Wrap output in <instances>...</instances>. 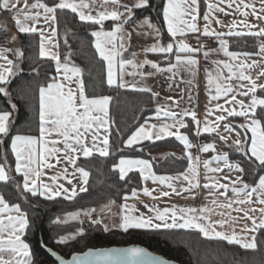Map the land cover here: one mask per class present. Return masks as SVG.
Instances as JSON below:
<instances>
[{"label":"snow or ice","instance_id":"snow-or-ice-1","mask_svg":"<svg viewBox=\"0 0 264 264\" xmlns=\"http://www.w3.org/2000/svg\"><path fill=\"white\" fill-rule=\"evenodd\" d=\"M224 3L225 0H219V3H207V11L202 17L204 20L202 35L216 37L219 41V50L223 51L224 55L231 61L239 62L231 63L226 60L213 62L216 65L215 74L212 71L207 72L209 100L218 101L221 96H224L226 97L225 104L239 105V110L235 107L226 108L220 103H215L213 107L208 108L201 126V121L197 118L195 110L185 109L177 113L168 108L167 105H158L156 108L157 119L162 113L171 122L156 124L145 120L124 141L126 147H132L142 141L175 137L183 143L187 152L194 145L190 142L188 134L180 132V129L188 128L184 120L186 116H190L196 126L195 135L216 133L219 140L226 143L229 136L222 135L218 131L221 123L224 124V131L231 134L235 131V127L226 122L228 117H243L245 123L238 126L245 130L243 139L241 138L242 134L236 132V139L230 147H233L235 151L249 160L254 158L258 162L259 168L264 171V115L257 113L258 106L264 113V98L257 96V89L264 90V84H257L250 74V70L259 67V64L255 60L247 63L252 53L230 51L228 40L225 39V37L242 35H251L256 38L264 37V26H259L248 20L249 15H251L256 17L258 21H264V15H262L264 13V0H260L261 7L259 10L254 3L248 2V0H227V7L232 8L235 5L234 11L243 16L244 19L233 20L230 24L225 25L226 32H218L211 25L213 20L217 24L222 22L216 19L213 13H226V9L221 7V4ZM96 4L97 0H53L51 5L45 0H33L31 3L29 0H0V9L11 13L14 26L19 33L39 34L40 58H50L55 62V75L50 78L51 82L40 86L38 89L39 136L17 134L11 137L10 143L11 152L15 155L14 171L22 177L21 181L14 182L15 187L33 197H42L49 201L57 197H63L69 201L73 200L78 192L87 191L86 185L90 175L84 167L78 166L77 160L80 156L88 158L92 156L93 152L99 153L102 157H107L110 154L108 125L111 97L94 96L90 98L86 95L82 69L74 65L70 66L67 57L61 61L59 52L51 50V48H58V44L53 40L57 34V28L54 25L58 22V10H70L71 13L78 16L80 21L101 26L99 30L92 31L91 35L95 37L94 47L96 51L102 60L107 62L106 82L108 86L136 89L135 83L127 84L124 81L125 74L139 75L141 78L153 74L151 72L145 74L142 71L127 73L126 66H131L135 70L142 69L144 65H151L158 73H172L170 78H174L180 68H186L193 76L196 74L199 61L195 58V54L200 52L203 46L193 47L187 44L183 37L186 33H199L201 31L197 25V19L200 16L199 0H166L162 8L163 21L167 26V33L170 35V42L166 45L160 42L161 28L152 23L150 18L145 17L137 22L138 27L144 28L146 26L149 29V31L143 32V35L156 38V42L145 49L146 53H172L174 47L176 48L175 63L169 62L167 67H161L160 64L148 59L137 63L135 53H131L130 59L123 58L124 53L130 47L132 35L125 29L124 25L134 19L133 9L149 6V0H136L131 6L121 4V0H100V8L103 10L97 9L96 14L93 15L92 10ZM109 4L114 5V7L109 9L107 7ZM121 8L123 11L120 10ZM41 20L44 25L48 26L47 28L37 26ZM106 20L115 22L110 31L103 28V23ZM12 39L15 40V37ZM258 47L259 53L257 54L264 55V41H261ZM211 51L215 50L204 51V57L207 58ZM8 52H13L18 59L24 56L21 49L0 48V61H2L0 62V84L7 83L9 78L14 75V69L17 67L15 61L8 58ZM182 53L187 55H181ZM223 69L227 70V76L224 75ZM260 76H264V69L258 73L257 79ZM233 78L241 82L238 89H243V91L234 89L233 85L229 83ZM244 81L248 83L244 84ZM213 88L215 94H212ZM138 90L151 93L153 99L159 95L148 87H142ZM230 93L234 94L228 99ZM0 94L7 95L6 89L2 86H0ZM237 95L251 96L250 103L238 100ZM167 99L172 100L171 97ZM174 103L176 102L174 101ZM15 107L16 105L13 104L12 108L15 109ZM216 111L221 114L215 115L214 120L208 119ZM10 115L8 111H0V137H8L10 134ZM248 131L251 132L250 147L248 146ZM53 136L56 138L54 139ZM0 143H3L2 139H0ZM60 144L63 145L62 148L58 146ZM210 150L216 151L215 142L205 143L200 147V151L203 153ZM52 158H55L56 164L50 162ZM187 158L189 161L187 169L176 176L156 175L151 171L150 162L144 159L121 157L119 162L113 165V169H118L121 180H124L135 169L138 170L144 180L150 178L153 182L158 181L161 185H166L169 191H160L159 196L153 195L157 189L147 187L142 189L143 193L152 197L153 200L172 194L179 196L185 192L194 197L193 190L201 186L199 179L201 162L199 156L193 157L191 152H187ZM4 159L6 162V156ZM63 161H67L73 171L69 173L68 168L65 167L58 175H52L48 178L50 183L44 182L43 177L46 175L44 169L55 168ZM213 161L217 162V166H212ZM219 162H223L224 167L230 171L245 172L239 163L229 162V153L227 152L214 155L210 160H204L203 168L205 169L204 179L206 182L203 187L208 189V195L213 197L210 201L211 206L204 205L196 208L173 205L160 209L145 204L144 207L150 213L146 215L139 212L135 205L128 204V196L125 195V203L121 205V211L116 214L120 222L113 224L112 227L124 232L130 229L196 230L207 239L226 241L230 245H239L243 249H257L256 233L264 230V175H259L258 182L252 184L245 182L239 175L235 178L230 176L218 177L215 174L223 172ZM145 173L148 174L145 175ZM77 174H79L81 181L79 188L73 184V178H76ZM61 177L67 180V183L71 185L70 188L59 182ZM221 179L228 182L222 183ZM10 181H12V177L6 170L5 164H0V183ZM174 181H181L179 189L173 183ZM229 190L233 194L232 197L228 196ZM131 196L138 199L135 188L132 189ZM220 197L224 199L221 200ZM114 203V201L110 202V204ZM105 208L110 211V206L106 205ZM93 212L95 209L86 211L84 215L91 219ZM233 212L242 213V216H233ZM257 212L259 217L255 215ZM80 215L79 212L69 213L63 219L57 217L55 222L66 223L68 220H77ZM214 216L219 218L213 219ZM241 219L246 222L237 230ZM247 221L251 222L250 225ZM91 222L98 224L103 221L97 219ZM30 226L28 214L22 210L20 204L9 203L4 194L0 193V264H33L30 245L23 238ZM104 230H110L108 225H105ZM83 231V228H80L76 233L59 236L56 243L64 244L69 240H75ZM48 251L56 257L59 264H168L167 261L151 255L145 248L139 246L88 249L82 254H73L71 259H64L51 249Z\"/></svg>","mask_w":264,"mask_h":264},{"label":"trees","instance_id":"trees-1","mask_svg":"<svg viewBox=\"0 0 264 264\" xmlns=\"http://www.w3.org/2000/svg\"><path fill=\"white\" fill-rule=\"evenodd\" d=\"M166 0H149V6L135 10L134 19L149 14L162 29L165 37H169L162 15V8ZM33 0H29V3ZM50 5L53 0H45ZM1 16V13H0ZM58 36L60 52L63 59L70 54L71 59L81 69L86 95L89 97L105 96L110 100V150L107 157L93 154L88 158H80L77 163L88 172L89 181L86 192H81L69 201L57 197L49 201L42 197H33L16 188L14 182L21 181L22 177L15 171V156L11 152V137L17 134L39 135L38 129V89L51 82L55 75V62L50 58H40L38 33H16L9 37L8 31L0 23V46L8 49H21L22 58H17L10 52L17 67L10 77L11 83L0 84L7 86V95L0 94V111L11 114L8 137H0V164H5L6 170L12 177L8 183H0V193H3L9 203H19L22 210L28 214L30 228L26 230L25 240L31 248L33 264H52L53 259L46 247H51L62 255L69 257L75 252H83L89 248L106 246H122L142 244L164 256L177 260L182 264H264V230L257 232L258 247L255 250L243 249L239 245H230L226 241L207 239L196 230L159 229L139 230L130 229L124 232L113 228L105 231L101 224L86 226L82 219L67 223H56L57 217L74 212H83L84 209L99 208L114 201L123 202L125 195L132 189L142 188V178L137 171L119 178L118 169H113L121 157H142L153 162L157 173H179L188 167V158L176 154H169L162 160H156L154 150L160 148H182L173 137L157 141H146L142 144L126 147L124 141L145 120L153 118L160 103L153 99L151 93L136 89H124L118 86L107 85L106 63L99 56L94 47V37L91 32L100 25L91 22H82L70 10H58ZM1 18V17H0ZM112 22H106L110 28ZM66 41V43H65ZM230 48L234 51L255 52L258 49V39L253 36H233L229 38ZM258 96L264 98V90L258 89ZM16 105L15 109L12 105ZM258 115H264L261 108ZM238 117H230L229 122L242 134L243 129ZM188 133L192 141L215 142L227 148L229 157L238 160L245 169V182H258L259 175L264 171L259 168L254 158L249 160L241 153L220 141L217 134L195 135V124L191 118L187 119ZM249 138V137H248ZM250 138L248 139V146ZM6 156V162H5ZM26 197V198H25ZM83 228V233L75 240L64 244L56 243L59 236L76 233Z\"/></svg>","mask_w":264,"mask_h":264},{"label":"crops","instance_id":"crops-1","mask_svg":"<svg viewBox=\"0 0 264 264\" xmlns=\"http://www.w3.org/2000/svg\"><path fill=\"white\" fill-rule=\"evenodd\" d=\"M135 2H136V0H121V4H127L129 6H131ZM248 2L254 3L258 10L261 7L260 0H248ZM207 3H219V0H199V13H200V16L197 19V25H198V28H200L201 31L199 33H186L185 37H183L184 40L188 36L201 37V38L205 39V41H206V43H205V45H203V48L201 49V51L195 54V58L199 61V64L197 66L196 74L194 76L186 68H180L178 73L175 75V77L174 78H170V77H172V73H169V72L158 73V72L155 71V69H153L151 67V65H144V67L142 69H135V70L131 66H126V72L127 73H131L133 71H138V72L142 71L145 74L151 72V73H153L151 76L145 75V77L141 78L139 75L132 76V75L125 74L124 77H123L124 81L127 84L135 83L137 85L136 90H138L139 88H142V87H148V88H151L153 92L159 93L158 97H156V98H157L158 102L160 103V106L167 105L168 108H170L172 111H175L177 113H180V112H182L185 109L195 110L196 113H197V118L201 121V126L203 125L204 118L207 115L208 108L213 107L215 105V103H220L226 108L235 107V108H237V110H239V105L225 104L226 97H224V96H221V98L218 101H210L209 100V87H208V84H207V72L212 71L213 74H215L214 70L216 68V65L213 62L214 61H218V60H226V61H229L231 63H238L239 61H231L230 58H228V57H226L224 55L223 51L219 50V48H220L219 41L217 40L216 37L202 35V30H203V25H204V20H203L202 17H203V14L207 11V6H206ZM107 7L109 9H111V8L114 7V5L109 4V5H107ZM221 7H224L226 9V13L227 14L226 13H221V12H214L213 13V16L216 19H219L222 22L221 24H217V23H215V20H213V23H212L211 27L213 29H215L216 31H218V32H226L227 28L225 27V25L230 24L233 20L239 21L241 19H244L243 16H241L239 13H236L234 11L235 5H233L232 8H228L227 7V0H225L224 4H221ZM97 9L103 10L102 8H100V0H97L96 7H94L93 10H92V14L93 15L96 14V10ZM120 10L123 11V8H121ZM135 10L136 9H133V16L135 14ZM0 13H1L0 23L8 31L9 37L13 38V36L16 33H18V30L14 26V20H13V17L11 15V13L8 12V11H5L3 9H0ZM262 15H264V13H262ZM145 17L150 18L152 23H154L158 27H160V25L157 23V21L154 18H152V16L149 15V14L143 15V16L137 18V19H133L130 23L125 24L124 25L125 29L128 32H131L132 35H131V39H130V47L128 48V51L126 53H124L123 58L124 59H130L131 58V53H135L136 54L135 59H136L137 63H140V62H142L145 59H148L150 61H154V62L160 64L161 67H167L169 62L175 63V53H176V48L175 47H174L172 53H159V52H157V53L147 52L146 53L145 52V49L148 46H150L151 44L156 42V38L154 36H146V35L142 34L143 32L149 31V29H147L146 26L144 28H140V27L137 26V22L143 20ZM248 20L251 23L257 24L259 26H264V21H258L256 19V17H254V16L249 15ZM109 21H111V20H106L103 23V28L106 31H110L114 27V23L115 22H113V21H111L112 22V26L110 28H106L105 27V23L109 22ZM37 26L38 27H45V28L48 27L47 25L43 24L42 20H41V23L39 25H37ZM54 27L57 28V24L54 25ZM165 27H166V30H167L166 24H165ZM99 28L96 29V30H99ZM49 31H50V29H49ZM168 36H169L168 38L165 37L163 35L162 29H161L160 42L163 43L164 45L169 43L170 42V35L168 34ZM242 36H251V35H242ZM230 37H233V36H230ZM230 37H225V39L228 40L229 50L230 51H234V50H232L230 48V42H229V38ZM257 39H258V44L261 41H264V37H260V38H257ZM53 40L58 44V48H51V50L52 51H58L59 55H60V58H61V61H64L65 58L63 59V57L61 55V52H60V43H59L58 29H57V34L53 38ZM94 40H95V37H94ZM189 45H191L193 47H201V46L195 45V44H189ZM0 48H8V46L7 45L6 46H0ZM209 49H212V50H215V51H211L209 53L208 57L205 58L203 53H204V51L209 50ZM236 52L243 53V52H248V51H236ZM248 53H252V55L248 58L247 63H251L253 60H255L259 64V67H254L253 69L250 70L251 76L253 77V79L256 80L257 84H264V76H260L257 79L258 73H260L261 70L264 69V55L257 54V53H259V47H258V49L255 52H248ZM7 55H8L9 59L14 60V57H13V55L10 52H8ZM181 55H187V54L186 53H182ZM66 57L68 58L70 66L74 65V66L79 67L75 62L72 61L70 54H67ZM241 59H243V58H241ZM0 62H2V61H0ZM105 63H106V75H107V62L105 61ZM118 70L119 69H118V64H117V71ZM223 73H224L225 76L228 75L226 69H223ZM246 74H248V73H246ZM82 79H83V75H82ZM9 80H10V78H9ZM189 81H191V83H189ZM229 83H231L233 85L234 89H238V86H239V84L241 82L238 81L237 79L233 78ZM243 83L247 84L248 82L244 81ZM73 87H75V85H73ZM4 88L7 91V89H8L7 86H5ZM124 89H133V88L125 87ZM258 89H257V91H258ZM238 90L243 91V89H238ZM212 94H215L214 88L212 89ZM232 94H234V93H230L229 97H227V98L230 99ZM105 96H108V95H105ZM257 96H258V94H257ZM168 97H171L172 100H168L167 99ZM258 97H260V96H258ZM260 98H262V97H260ZM237 99L238 100H244L245 103H250L251 96L244 97V96H241V95H237ZM174 101L176 103H174ZM259 107L260 106H258V108ZM219 114H221V113L219 111H216V113L214 115H212V116H209L208 119L214 120L215 119V115H219ZM225 115H226V113H225ZM10 117H11V115H10ZM109 117H110V102H109ZM188 118H191V117L190 116L184 117V120H185L186 124H188V122H187ZM229 118L230 117H228V119L226 121L227 123H230L229 122ZM238 118L240 119L239 120L240 125L245 123V120H244L243 117H238ZM147 120L149 121V123H156V124H159V123H162V122H171L170 120H168V118L164 117L162 113H161V116H160L159 119H157L156 113H155L153 118H150V119H147ZM9 121H10V118H9ZM108 129H109L108 134H109V141H110V121H109ZM172 130L174 131L175 129H172ZM101 131L103 133V130H101ZM218 131L222 135L229 136V139L226 142V144L228 146H230L232 144V142L236 139V132H240L236 128H235V131L232 132L231 134L225 132L223 123H221L220 128L218 129ZM243 131H245V130L243 129ZM180 132L188 134L185 131V129H180ZM202 134H206V133H202ZM209 134H212V133H209ZM214 134H216V133H214ZM20 135H23V134H20ZM247 136L249 138L251 137V132L250 131L247 132ZM53 138L55 139L56 137L53 136ZM166 138H169V137H166ZM166 138H164V139H166ZM173 138H175V137H173ZM241 138L243 139V137H241ZM189 139H190V142L194 146L191 149H188L187 152H191L193 157L199 156L200 162H201L200 163V168H199V171H200L199 179H200V185L201 186L199 188H196V189L193 190L194 197H193L192 194L185 192V193H182L179 196L175 195V194H172V195H170L168 197H160L157 200H153L152 197L146 196L143 193L142 189L144 187H147L149 189H157V191H155L153 193V195H155V196H159V192L160 191H169V189L167 188L166 185H161L158 181L157 182H153L150 178L147 179V180H144L141 177L142 178V188L136 189L137 190L138 199L132 197L131 193H129V194H127V196H128L127 203L128 204L135 205L136 208L139 209V212H143L146 215H148L150 213H148V209L144 207L145 204H148L150 206H156V207H158L160 209H163L164 207H171L173 205H175L177 207H196V208H199V207L204 206V205L211 206L210 201H211V199L213 197L209 196L208 195V191L209 190L205 189L203 187V184L206 182L205 179H204L205 169L203 168V161L206 160V159L210 160L214 155H217L219 153H223V152H227L228 153V150H227L226 147L221 146L218 143H215V148H216L215 152L210 150L207 153H203V152L200 151V147L203 144L210 143V142H202V143L200 141L194 142V141H192L190 136H189ZM153 141H157V140H153ZM144 142H146V141H142V142H140V143H138L136 145L142 144ZM178 142L180 143L182 148H160V149H156L153 152V154L155 155L156 160H162L169 154H176V155H179V156H183L184 155V156L187 157V152L185 150V147H184L183 143L180 142V141H178ZM136 145H133V146H136ZM58 146L61 147V148L63 147L62 144H60ZM249 147H250V144H249ZM109 150H110V148H109ZM93 154H99V153L93 152ZM80 158H83V156H80ZM125 158L148 160L150 162L151 166H152L151 171L153 173H155L156 175L176 176L178 174V173H157L155 171V169H154L153 162L151 160H149V159H146V158H142V157H125ZM50 162L53 163V164H56L55 158H52ZM229 162L230 163H239L241 165V167H243V165H242V163L240 161L232 160L230 157H229ZM188 163H189V161H188ZM212 166L213 167L217 166V162L213 161ZM219 166L223 168V172L220 173V174H215L218 177L230 176L232 178H235L236 176L239 175V176H242L243 180L245 181L244 173H239V172H236V171H230L228 168L224 167L223 162H219ZM65 167L68 168L69 173H71L73 171L71 165H69L67 163V161H63L62 163L56 165L55 168L44 169V172L46 173V175L43 177L44 182L50 183L48 178L50 176H52V175H58L59 173L62 172V170ZM185 170H183L182 172H184ZM133 171H137L138 172V170H135V169ZM179 173H181V172H179ZM147 174L148 173H145V175H147ZM209 175H212V174H209ZM69 178H72V177H69ZM88 181H89V178H88ZM59 182L63 183L66 187H69V188L71 187V185H69L67 183V180L63 179V177L60 178ZM221 182L222 183H227L228 181H224V180L221 179ZM173 183L176 185L177 189L180 188L181 181H174ZM73 184H76L77 188H79V186L81 184V181L79 179V174L76 175V178H73ZM87 186H88V184L86 185V187ZM220 191H222V190H220ZM79 193H81V192H78V194ZM228 196L229 197L233 196V194L231 193L230 190L228 192ZM220 199L223 200L224 198L220 197ZM123 203H125L124 199H123V202H121V203L115 202L114 204H108V206H110V211H109L108 208H105V206H106L105 205V206H101L99 209L95 210V212H93V213L97 216V219H99V217H102V221L103 222L101 224L104 227H105V225H108L109 229H113L112 225L113 224H118L120 222L119 217L116 214L121 211V205ZM85 212L86 211L79 212V213L82 214V217H84V216H86V215H84ZM136 214H138V213H136ZM232 215L233 216H242V213L233 212ZM255 215L257 216V214H255ZM217 218H219V217H216V216L213 217V219H217ZM245 222H246L245 220L241 219L239 221L238 226H237V230H239V227L242 226ZM247 223H249V225H250L251 222L247 221Z\"/></svg>","mask_w":264,"mask_h":264},{"label":"water","instance_id":"water-1","mask_svg":"<svg viewBox=\"0 0 264 264\" xmlns=\"http://www.w3.org/2000/svg\"><path fill=\"white\" fill-rule=\"evenodd\" d=\"M11 82H12V80L10 79V80H9V83H11ZM131 246H139V247H143V248H145V249H146L151 255L162 258L164 261H167L168 264H182L181 262H179V261H177V260H174V259H170V258L164 256L163 254H160V253H158V252H156V251H153V250L149 249L148 247H146V246H144V245H142V244H129V245H122V246H106V247H100V248H89V249H102V248H114V247H115V248H124V247H131ZM48 249H51V250H53L54 252L58 253V254H59L61 257H63L64 259H71V257H72L73 254H82V253H84V252H86V251L88 250V249H87V250H85V251H83V252H75V253H73L71 256L66 257V256L62 255L60 252L56 251L55 249H53V248H51V247H46L47 252L50 254V256H51L52 259H53V263H52V264H59V261L56 259V257H54V256L51 254V252L48 251Z\"/></svg>","mask_w":264,"mask_h":264},{"label":"built area","instance_id":"built-area-1","mask_svg":"<svg viewBox=\"0 0 264 264\" xmlns=\"http://www.w3.org/2000/svg\"><path fill=\"white\" fill-rule=\"evenodd\" d=\"M185 41H186V43L187 44H195V45H199V46H203V45H205V43H206V41H205V39H203V38H201V37H195V36H188L186 39H185ZM96 219V217L95 216H93V218H89V217H87V218H84V224L86 225V226H88V225H90V224H92V220H95Z\"/></svg>","mask_w":264,"mask_h":264},{"label":"rangeland","instance_id":"rangeland-1","mask_svg":"<svg viewBox=\"0 0 264 264\" xmlns=\"http://www.w3.org/2000/svg\"><path fill=\"white\" fill-rule=\"evenodd\" d=\"M155 151V150H154ZM257 207H259L258 205H256ZM100 208V207H99ZM99 208H89V209H84V211H88V210H90V209H95V210H97V209H99ZM83 211V212H84ZM74 213H77V212H74ZM255 214H257V216L259 217V213H255ZM67 216V214H65V215H62V216H60V218L61 219H63L64 217H66ZM93 216H95L96 217V219L95 220H97V216L94 214V213H92V216H91V218H93ZM82 214L79 216V219H82V220H84V218L86 217H88L87 215L86 216H84V217H82ZM99 220H102V217H99ZM70 221H74V220H68L67 222H70ZM66 222V223H67Z\"/></svg>","mask_w":264,"mask_h":264}]
</instances>
